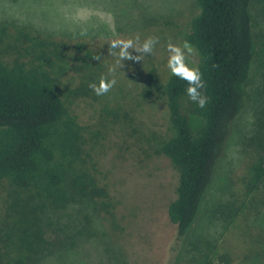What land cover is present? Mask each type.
I'll list each match as a JSON object with an SVG mask.
<instances>
[{
	"label": "trees",
	"instance_id": "1",
	"mask_svg": "<svg viewBox=\"0 0 264 264\" xmlns=\"http://www.w3.org/2000/svg\"><path fill=\"white\" fill-rule=\"evenodd\" d=\"M196 1L200 11L187 40L200 55L197 66L209 102L198 107L186 94V82L171 74L162 88L166 128L154 132L155 152L179 171L177 196L168 208L178 244L197 219L251 87L259 94L250 137L256 155L240 179L243 198L264 181V37L255 33L254 0ZM73 41L81 40L0 18V264H62L93 235L85 207L108 195L91 171L87 125L75 104L83 97L98 98L89 83L99 82L105 66L96 49ZM257 78L261 83L255 85ZM102 110L112 123L135 120L123 105ZM193 115L202 120L199 128ZM80 197H89L83 208L75 205ZM242 207L231 211L227 227ZM192 249L188 264L232 262V255L214 243L194 242Z\"/></svg>",
	"mask_w": 264,
	"mask_h": 264
},
{
	"label": "rangeland",
	"instance_id": "2",
	"mask_svg": "<svg viewBox=\"0 0 264 264\" xmlns=\"http://www.w3.org/2000/svg\"><path fill=\"white\" fill-rule=\"evenodd\" d=\"M263 1L254 0L253 13L255 33L264 37ZM199 11L196 0H0V18L32 23L60 38L81 40L73 42L96 49L105 66L104 76L116 80L108 93L75 103L87 125L91 171L108 195L90 202L89 207V197L77 200L76 206L87 205L85 222L93 235L73 248L62 264H188L195 254L194 242L218 245L220 251L232 255L231 264H264V181L246 198L240 181L256 155L250 139L259 101L254 87L248 105L232 125L184 242L178 244L177 227L169 217L179 171L167 156L154 150V132H163L167 122L162 88L171 73L166 45L169 39L176 44L188 41L192 18ZM136 36L141 42L159 38L153 54L144 55L140 62L120 61L109 54L112 40L135 41ZM194 49L196 54L188 58L191 66L200 61ZM260 83L257 78L254 84ZM122 105L135 118L131 124L112 123L102 110ZM192 122L195 128L202 124L194 115ZM242 198L246 200L243 207ZM239 206L242 210L227 227L231 211Z\"/></svg>",
	"mask_w": 264,
	"mask_h": 264
},
{
	"label": "clouds",
	"instance_id": "3",
	"mask_svg": "<svg viewBox=\"0 0 264 264\" xmlns=\"http://www.w3.org/2000/svg\"><path fill=\"white\" fill-rule=\"evenodd\" d=\"M157 43H159L158 37H148L143 42L140 41L139 36H136L135 41L133 39H115L109 44V54L118 56L120 61L140 62L144 55L153 54ZM116 49L119 51L116 52ZM166 49L168 53L167 68L170 73L186 82V94L193 103L200 108L206 107L209 99L202 92L206 86L203 74L198 66H191L188 62V58L196 54L193 45L188 41L176 44L169 39ZM94 59L99 60L100 57L97 56ZM213 67H218V65H213ZM115 85L114 78L109 80L106 76H102L98 83H89V88L99 96L108 93Z\"/></svg>",
	"mask_w": 264,
	"mask_h": 264
}]
</instances>
